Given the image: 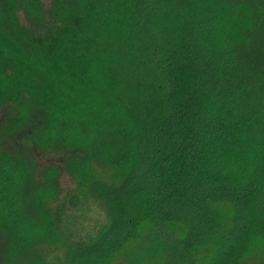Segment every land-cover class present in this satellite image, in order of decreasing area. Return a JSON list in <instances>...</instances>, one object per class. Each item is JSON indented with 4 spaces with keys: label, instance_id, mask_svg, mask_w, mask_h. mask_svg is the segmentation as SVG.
<instances>
[{
    "label": "trees",
    "instance_id": "trees-1",
    "mask_svg": "<svg viewBox=\"0 0 264 264\" xmlns=\"http://www.w3.org/2000/svg\"><path fill=\"white\" fill-rule=\"evenodd\" d=\"M124 250L264 264V0H0V264Z\"/></svg>",
    "mask_w": 264,
    "mask_h": 264
},
{
    "label": "rangeland",
    "instance_id": "rangeland-1",
    "mask_svg": "<svg viewBox=\"0 0 264 264\" xmlns=\"http://www.w3.org/2000/svg\"><path fill=\"white\" fill-rule=\"evenodd\" d=\"M19 20L21 22H23L21 16H19ZM42 161L44 162L46 160L43 159ZM60 183H61V187H62L63 190L68 189V188L71 187L70 180L67 179L64 176L60 179ZM129 251L128 250H124L121 253L117 254L108 264H125L126 263V259L128 257ZM143 264H153V263L151 262V260H145V261H143Z\"/></svg>",
    "mask_w": 264,
    "mask_h": 264
}]
</instances>
